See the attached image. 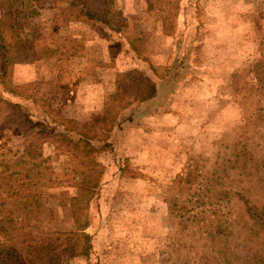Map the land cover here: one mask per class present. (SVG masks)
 Here are the masks:
<instances>
[{
  "label": "rangeland",
  "instance_id": "rangeland-1",
  "mask_svg": "<svg viewBox=\"0 0 264 264\" xmlns=\"http://www.w3.org/2000/svg\"><path fill=\"white\" fill-rule=\"evenodd\" d=\"M21 2L14 11L29 8ZM43 2L12 23L42 58L10 63L3 87L13 92L0 86L42 124L17 139L29 124L6 105L0 147L34 140L24 160L41 162L61 185L33 193L9 179L21 168L8 155L0 195H15L11 203L42 195L49 227L69 231L70 196L82 181L96 185L88 205H74L81 219L87 212L89 250L70 264H262L264 0ZM117 80L125 108L108 106ZM48 100L87 124L102 115L87 131L96 136L90 153L64 144L62 134L77 137L61 128L49 137ZM79 242L75 254L86 246Z\"/></svg>",
  "mask_w": 264,
  "mask_h": 264
},
{
  "label": "trees",
  "instance_id": "trees-1",
  "mask_svg": "<svg viewBox=\"0 0 264 264\" xmlns=\"http://www.w3.org/2000/svg\"><path fill=\"white\" fill-rule=\"evenodd\" d=\"M48 2L49 1H47V3ZM24 3H29V8L26 6V8H23L22 10L20 9V11H14V7L18 5L17 0H0V6L7 7V11L5 13L2 12L3 15H0V86L3 88V91L8 93L13 91L3 87V84L10 63L34 62L42 58L41 55H34V53H31L32 48L30 46H32V42H30V39H27L26 43L20 44V42L25 41L22 40L21 36L23 29L20 30V34H15L12 23H16V19L24 11L26 12L24 15H33L34 11H32V9L43 8L44 2L43 0H28L27 2L22 0L20 7H23ZM57 47V49L50 51L49 55L53 52H58L60 45ZM133 51L136 50L133 49ZM69 56H72V54ZM260 64H262V62H257L255 67H262ZM152 71L155 73L156 70ZM123 96V91L120 89L117 80L116 92L111 96L109 105H106L110 108L111 106H119L120 104H123L121 105V108H125L129 103L124 100ZM43 103H48L47 106L50 113L47 114L44 112L45 116H48L49 118L52 115V118H49L48 122L46 120L44 121L46 122V125L49 124L55 127V133L52 132V135H49V137H55V139H58L60 133L57 129L61 128L64 132L66 131V133L73 134L77 137V139H71L62 134L61 136L65 139L62 140L64 144L73 145L75 148L82 147L84 152L90 153L87 145L92 143L96 139V136L89 135L87 131L88 128H93L103 122V120L100 119L102 115L97 116L93 122L95 124L91 125L84 121H78L75 117H71L69 114L70 107L64 104L61 105L58 101L48 100L46 103ZM30 104L35 105L36 102L31 101ZM6 105L15 108L17 112H19V117H21L23 123L26 125L29 124L25 131L21 128L15 132V134L20 136L17 137V139L26 141L29 133L34 132L35 124L40 126L42 122L32 121L33 116L28 114L30 110L27 106L11 102L9 99H5L0 93V109H3ZM52 105L56 106L51 108ZM108 111L109 109L104 113L106 114ZM33 142L34 140L31 142H23V144L20 145L17 144L18 141L15 140L16 144L11 143L9 146L7 144L0 147V157L11 155V167L14 165H20L21 168V171L8 174L9 179H12L14 176L21 177V179L17 181L22 182V179L27 181L28 184L33 186V193L38 186L43 188L47 187L50 190L57 189L61 184H59V178L54 173L45 168L40 169L41 162L38 160L31 159V161L28 162L24 160L23 154L25 152L28 153V146H31ZM21 148H24V150ZM28 165L30 166L27 167ZM6 173H8L6 170L0 171V176ZM42 180L45 181L44 185L41 183ZM81 183L86 185L83 186V189H81L80 185L79 191L81 194L87 193L88 195H79V192L77 195L70 196L72 197L69 199L70 203L73 205V210L70 211L72 227L69 231H60L49 227L50 223L49 220H47V216L49 217V215L45 212L42 203V195H22L19 196L18 199L16 198L13 203L9 201V198L14 199L15 195H0V264H70V261L74 258L88 256V215L86 212L84 215L85 219H81L77 210L74 209V205L76 206L79 202H82L84 206L88 205L91 196L90 192L95 190L96 185H91V183H85L84 181ZM2 212H6V214H3ZM78 239L80 241L82 240L86 246H84L78 254H75L74 249L77 241V248L81 244ZM65 252L68 255H63ZM262 264H264V261Z\"/></svg>",
  "mask_w": 264,
  "mask_h": 264
}]
</instances>
